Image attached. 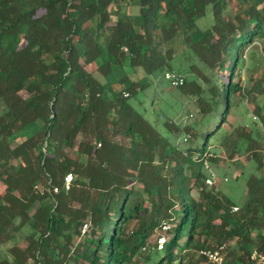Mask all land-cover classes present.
<instances>
[{"label": "trees", "instance_id": "16d2710c", "mask_svg": "<svg viewBox=\"0 0 264 264\" xmlns=\"http://www.w3.org/2000/svg\"><path fill=\"white\" fill-rule=\"evenodd\" d=\"M250 46L264 54V0H0V264H202L199 250L222 244L230 264L264 252V131L253 122L232 139L225 127L236 95L264 126V76L247 87L238 68ZM168 70L188 76L167 91L202 114L185 128L194 146L175 144L180 127L144 100ZM210 142L246 156L231 176L238 201L206 183L207 162L221 160Z\"/></svg>", "mask_w": 264, "mask_h": 264}, {"label": "rangeland", "instance_id": "374dc122", "mask_svg": "<svg viewBox=\"0 0 264 264\" xmlns=\"http://www.w3.org/2000/svg\"><path fill=\"white\" fill-rule=\"evenodd\" d=\"M212 13L210 12L208 17L204 20L205 23L210 25L212 23ZM259 45L258 42H256ZM241 77L247 87L257 84L259 77L264 76V54L262 50L248 47L244 54V61H241L239 67ZM183 77L188 76L186 72H180L175 70ZM144 72L138 69L137 74H133L132 77L137 79V77H143ZM203 80V79H202ZM204 84L206 82L203 80ZM171 84L166 81L164 76H160L158 81L147 91V97L144 98L146 104L150 109H154L155 114L152 117L160 120L168 121L169 123L180 127V131L174 129L172 132V140L175 144L180 145V147L185 148L189 146H194L195 137L194 133L188 131L186 126L200 122L202 114L198 108V104L192 95L186 94L178 90V88L173 89V94L167 91V88ZM156 87L157 95H154L153 104H151V98L153 97V89ZM256 106L260 108L264 114V94L259 95L256 99ZM259 116L256 115L255 108L253 104H249L247 99H242L239 95L234 97V105H232L231 111L227 117L226 128L228 130V136L232 139L238 137L241 131L251 132L253 128L252 123L256 122V126L260 127L264 131V126L262 123L258 122ZM218 123V122H217ZM202 128V124L200 126ZM175 128V127H174ZM189 136V137H188ZM188 137L186 140L185 138ZM210 151L213 153H218L221 160L219 164L216 163L206 164V172L208 174L207 178H211L212 183H207L208 185H214L215 182L220 183L224 190L235 198L237 201L240 199L239 196L244 191V187L241 183L231 179V176H236L241 172L242 166L247 165V159L245 155L237 154L234 158L230 157L229 151L231 149L228 142L223 144H217L210 142ZM209 165V167H208ZM222 167L224 169H222ZM225 171L231 172V174H226ZM3 192V188L0 187V193ZM159 230L153 236V240H157L160 236ZM21 241L20 242L21 244ZM6 248L4 244L0 245V256H4Z\"/></svg>", "mask_w": 264, "mask_h": 264}, {"label": "built area", "instance_id": "2783aa9c", "mask_svg": "<svg viewBox=\"0 0 264 264\" xmlns=\"http://www.w3.org/2000/svg\"><path fill=\"white\" fill-rule=\"evenodd\" d=\"M164 78L174 87H179L182 86L185 83V78L179 74L176 71H166L164 72ZM189 137V136H188ZM188 137L185 139L187 140ZM262 153L264 154V145L262 148ZM72 174H68L66 177L65 181V187L66 189L70 188V184L72 181ZM206 183H212L211 178H206ZM57 190V189H56ZM233 210L236 211L238 210V206H234ZM88 227V224H85L84 230ZM163 233L160 234L159 238L157 239V248L159 250L164 248V245L166 243L167 236L165 232L170 228L169 223H164L162 226ZM225 248L226 245L222 244L214 248H202L199 250V255L203 258L202 264H228L226 261V256H225ZM230 264H264V252L260 251L258 249H254L250 256L248 261L246 262H234Z\"/></svg>", "mask_w": 264, "mask_h": 264}]
</instances>
